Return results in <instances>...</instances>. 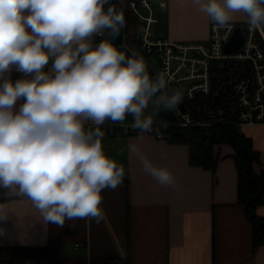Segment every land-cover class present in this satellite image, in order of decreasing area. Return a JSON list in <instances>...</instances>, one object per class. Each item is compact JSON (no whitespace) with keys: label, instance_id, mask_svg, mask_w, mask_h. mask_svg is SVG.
Wrapping results in <instances>:
<instances>
[{"label":"clouds","instance_id":"clouds-1","mask_svg":"<svg viewBox=\"0 0 264 264\" xmlns=\"http://www.w3.org/2000/svg\"><path fill=\"white\" fill-rule=\"evenodd\" d=\"M193 4L217 26L242 12L250 30H264V0ZM125 23L111 0H0V188L28 197L48 223L103 220L101 193L116 190L126 172L105 154L100 125L131 115L142 140L153 125L144 115L149 102L172 111L182 100L168 94L164 73L150 75L143 57L109 39L94 43L106 30L120 35ZM13 69L22 78L6 75ZM86 121L96 128L85 131ZM130 151L160 185H175L138 145Z\"/></svg>","mask_w":264,"mask_h":264},{"label":"crops","instance_id":"crops-1","mask_svg":"<svg viewBox=\"0 0 264 264\" xmlns=\"http://www.w3.org/2000/svg\"><path fill=\"white\" fill-rule=\"evenodd\" d=\"M158 15L159 36L173 41L209 36L212 21L193 0H168ZM231 15V21L246 19L242 12ZM240 131L252 139L261 161L256 170L264 173V125ZM138 136H103L105 154L127 169L128 180L116 190L102 191L100 223L91 218L65 219L63 226L48 223L28 197L0 188V246L54 245L50 257L24 264H264V246L253 247L252 226L237 202L233 148L216 147L221 159L212 173L189 164L187 145ZM133 144L154 166L171 172L173 187L160 185L143 171L130 151ZM257 213L264 217V205Z\"/></svg>","mask_w":264,"mask_h":264},{"label":"built area","instance_id":"built-area-1","mask_svg":"<svg viewBox=\"0 0 264 264\" xmlns=\"http://www.w3.org/2000/svg\"><path fill=\"white\" fill-rule=\"evenodd\" d=\"M167 2L125 0L124 4L139 23L137 33L128 40L124 38L126 46L143 57L155 74H165L168 94H179L184 108L173 110L176 121L162 119L144 134L165 140L164 132L171 126L242 129L264 125V30H250L248 22L242 25L243 22L230 21L224 27L211 22L206 40L173 41L157 34L158 11L166 10ZM238 29L243 35L241 46L226 52V45ZM12 73L22 78L15 69ZM132 122L104 123L100 129L107 135H140L139 129L131 128ZM95 128L87 124L85 131Z\"/></svg>","mask_w":264,"mask_h":264},{"label":"trees","instance_id":"trees-1","mask_svg":"<svg viewBox=\"0 0 264 264\" xmlns=\"http://www.w3.org/2000/svg\"><path fill=\"white\" fill-rule=\"evenodd\" d=\"M123 12L125 17L124 38L130 39L137 33L139 23L123 4L112 1ZM107 5H105V10ZM109 39L106 30L103 35L95 36L94 43ZM48 70V66H46ZM15 81L21 77L10 74ZM133 120L132 118H129ZM165 140L171 144H185L189 148V164L215 172L221 159L216 147L229 145L234 150V160L237 168V202L244 208L248 221L252 226V244L254 248L264 246V217L257 213L258 207L264 205V173L257 171L256 166L261 165L259 152L254 149L252 139L244 135L235 126L196 128V127H169L165 132ZM125 168V167H124ZM127 183L128 173L125 168ZM53 244L45 247L29 246H0V264H24L26 261L47 255L50 257Z\"/></svg>","mask_w":264,"mask_h":264},{"label":"water","instance_id":"water-1","mask_svg":"<svg viewBox=\"0 0 264 264\" xmlns=\"http://www.w3.org/2000/svg\"><path fill=\"white\" fill-rule=\"evenodd\" d=\"M124 28H125V26H124ZM124 28L121 30L120 35L116 36L115 38L111 37V35H110L109 40H111L113 45L116 46L118 49L123 48L128 55H132L134 52H132L125 44ZM242 41H243L242 31L240 29H238L236 31L235 35L233 36V38L231 39V41L226 45V47H225L226 52H232L234 50H237L241 46ZM146 64L148 66L150 75H156L153 68L147 62H146ZM179 107L181 108L182 111L184 110L181 102L179 104ZM158 113H159L160 118L163 120L176 121V115H175L173 110L172 111H166V110H161L159 108Z\"/></svg>","mask_w":264,"mask_h":264},{"label":"rangeland","instance_id":"rangeland-1","mask_svg":"<svg viewBox=\"0 0 264 264\" xmlns=\"http://www.w3.org/2000/svg\"><path fill=\"white\" fill-rule=\"evenodd\" d=\"M124 2L125 1H123V3ZM247 20H248V18L246 16V19L242 21L243 22L242 25H246ZM6 75H9V74H6ZM158 109H159V107L157 105H155L153 101H150L148 107L144 110V115L145 116H151L153 119V123L160 122V121H162V119L159 116ZM129 118H132V116L131 115L126 116V119H129ZM129 120H132V119H129Z\"/></svg>","mask_w":264,"mask_h":264}]
</instances>
